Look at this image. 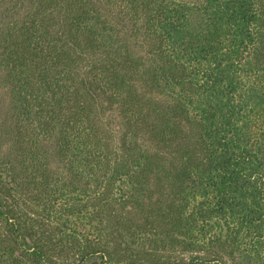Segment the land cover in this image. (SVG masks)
I'll return each mask as SVG.
<instances>
[{
  "label": "trees",
  "instance_id": "trees-1",
  "mask_svg": "<svg viewBox=\"0 0 264 264\" xmlns=\"http://www.w3.org/2000/svg\"><path fill=\"white\" fill-rule=\"evenodd\" d=\"M0 264H264V0H0Z\"/></svg>",
  "mask_w": 264,
  "mask_h": 264
}]
</instances>
